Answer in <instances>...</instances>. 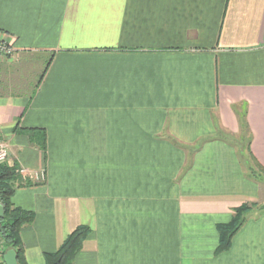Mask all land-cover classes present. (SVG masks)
<instances>
[{
    "label": "crops",
    "instance_id": "0c3cea01",
    "mask_svg": "<svg viewBox=\"0 0 264 264\" xmlns=\"http://www.w3.org/2000/svg\"><path fill=\"white\" fill-rule=\"evenodd\" d=\"M0 40V75L49 58L32 85L0 82L4 163L44 171L11 197L33 213L26 264L79 226L71 264H264L261 209L216 251L217 226L264 204L236 146L243 121L264 170V0H0Z\"/></svg>",
    "mask_w": 264,
    "mask_h": 264
},
{
    "label": "trees",
    "instance_id": "16d2710c",
    "mask_svg": "<svg viewBox=\"0 0 264 264\" xmlns=\"http://www.w3.org/2000/svg\"><path fill=\"white\" fill-rule=\"evenodd\" d=\"M241 129L246 130L247 133L243 121ZM40 147L44 150V135H42ZM17 169L18 167L15 164H0V206L3 208V218L0 220V234L7 248L14 251L17 264H26L19 231L23 226L31 223L33 213L16 208L11 203V197L16 188L15 183L18 180ZM258 170L264 174L263 169L258 167ZM255 208L264 210V205L258 207L255 205H242L233 211L234 215L230 223L217 226L219 233L217 252L228 249L231 238L244 222L246 215ZM89 233L90 229L88 227H77L66 237L56 252L43 255L45 264H71Z\"/></svg>",
    "mask_w": 264,
    "mask_h": 264
},
{
    "label": "rangeland",
    "instance_id": "374dc122",
    "mask_svg": "<svg viewBox=\"0 0 264 264\" xmlns=\"http://www.w3.org/2000/svg\"><path fill=\"white\" fill-rule=\"evenodd\" d=\"M45 59H49L48 57H44V59H42V57L40 58V56L36 53L31 54L29 56L26 57L25 60V64L22 65V69H17V68H6V70L4 71V73H2L0 75V82L3 83V85H6V83H12V82H19L18 80L21 79V81H24V83L26 85H28V81L30 83V85H32L34 83V75H36L38 73V68L39 65L42 63V61H44ZM13 67V66H12ZM38 76V75H37ZM36 76V79H37ZM25 91L28 90V88L26 87L24 89ZM247 141H248V136L246 133V130L242 129V136L240 138V140L236 143V146L239 149V153H240V161H242V163H244L247 168H246V174L251 177L254 178L256 181L260 182L262 184V186H264V174L261 173L257 167L252 166L251 168L247 163H245V158H247L246 156V147H247ZM177 148L182 149L184 152H186V154L188 155V157L191 156L192 152L195 151L197 148H199L200 145L196 144V145H175ZM248 161V159H247ZM252 165V164H251ZM43 171V170H42ZM17 175V174H16ZM19 175H17L18 177ZM44 181V179H43ZM19 185L17 184V182L15 183V187L17 188ZM255 206H262V205H258V204H253ZM264 205V204H263ZM254 210H258V208H255ZM252 209L253 212L254 211ZM7 248V246H6Z\"/></svg>",
    "mask_w": 264,
    "mask_h": 264
},
{
    "label": "built area",
    "instance_id": "2783aa9c",
    "mask_svg": "<svg viewBox=\"0 0 264 264\" xmlns=\"http://www.w3.org/2000/svg\"><path fill=\"white\" fill-rule=\"evenodd\" d=\"M12 54H13V48H12L11 42L6 41V40H0V55L7 58V57H10ZM7 156H8V153H7L6 145L0 143V164L6 161ZM17 175L27 176L36 182H42L44 179V171L42 170L30 174L25 169L18 168ZM5 249H6V245L0 234V256L4 253Z\"/></svg>",
    "mask_w": 264,
    "mask_h": 264
},
{
    "label": "water",
    "instance_id": "95a60500",
    "mask_svg": "<svg viewBox=\"0 0 264 264\" xmlns=\"http://www.w3.org/2000/svg\"><path fill=\"white\" fill-rule=\"evenodd\" d=\"M3 218V208L0 206V220ZM6 264H17L16 255L14 251L7 253L5 257Z\"/></svg>",
    "mask_w": 264,
    "mask_h": 264
}]
</instances>
